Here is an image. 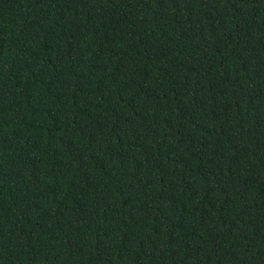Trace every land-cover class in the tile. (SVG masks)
I'll list each match as a JSON object with an SVG mask.
<instances>
[{"label":"trees","instance_id":"obj_1","mask_svg":"<svg viewBox=\"0 0 264 264\" xmlns=\"http://www.w3.org/2000/svg\"><path fill=\"white\" fill-rule=\"evenodd\" d=\"M0 264H264V0H0Z\"/></svg>","mask_w":264,"mask_h":264}]
</instances>
